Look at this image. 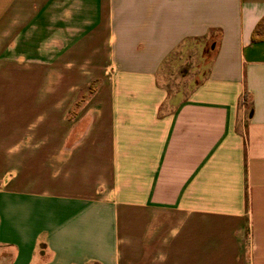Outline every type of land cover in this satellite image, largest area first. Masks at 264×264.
<instances>
[{"label": "crops", "instance_id": "0c3cea01", "mask_svg": "<svg viewBox=\"0 0 264 264\" xmlns=\"http://www.w3.org/2000/svg\"><path fill=\"white\" fill-rule=\"evenodd\" d=\"M0 264H264V0H0Z\"/></svg>", "mask_w": 264, "mask_h": 264}, {"label": "rangeland", "instance_id": "374dc122", "mask_svg": "<svg viewBox=\"0 0 264 264\" xmlns=\"http://www.w3.org/2000/svg\"><path fill=\"white\" fill-rule=\"evenodd\" d=\"M197 50H189V49H185V50H180L178 51L175 55L177 56V60H172L171 63L173 65V69L171 68V81L174 82V84L176 85V82H185V80H190V79H199V77H186L187 75L190 74V72L192 71V69L196 70L198 69V65L195 66V64L198 62L197 61V55L200 54V50H198V48H196ZM208 47L205 48V51L208 52ZM194 55V59L192 61H190V55ZM189 57V59H188ZM192 57V56H191ZM174 59V58H173ZM187 62V63H186ZM186 63V64H185ZM204 63L206 64L204 66L205 68V72L206 69L208 68V64H209V58L207 60L204 61ZM185 77V78H184ZM195 77V78H194ZM184 78V79H183ZM183 80V81H182ZM167 81V80H166Z\"/></svg>", "mask_w": 264, "mask_h": 264}]
</instances>
